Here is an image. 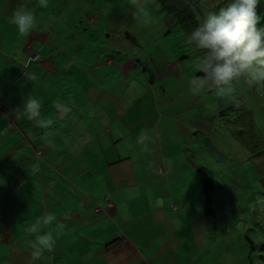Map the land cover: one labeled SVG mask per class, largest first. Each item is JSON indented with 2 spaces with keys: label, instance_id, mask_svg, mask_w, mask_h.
<instances>
[{
  "label": "crops",
  "instance_id": "crops-1",
  "mask_svg": "<svg viewBox=\"0 0 264 264\" xmlns=\"http://www.w3.org/2000/svg\"><path fill=\"white\" fill-rule=\"evenodd\" d=\"M18 2L0 0V54L11 58L5 73L14 68L12 77L22 73L15 80L17 90L30 84L31 97L52 106L63 101L71 112L58 119L53 107L54 115L49 116L55 123L48 137L59 141L51 140L54 148L45 143L51 160L43 161L45 150L41 156L39 152L35 155L40 157L37 173L48 174V182L40 185L30 179L22 183L19 175L24 168L13 158L29 145L26 134L14 122L4 131L0 122L4 133L0 135V264H205L215 245L208 239H216L217 233L218 238L221 234L226 237L233 230L220 226L218 220L213 223L201 211L202 183L197 171L201 165L194 154L201 136L209 141L210 134L193 118L196 104H202L190 90L189 79L194 77L189 76V68L178 63L161 66L162 51L157 57L145 53L142 38L126 25L130 6L110 21L96 10L92 18L86 16L90 24L83 26L74 18L59 22L56 16L59 8L66 11L67 4L84 13L87 0H56L46 9L36 0H25L35 10L37 24L29 35L21 36L10 22ZM62 24L65 29L57 31ZM97 25L110 26L105 40L91 38ZM91 30L88 37L86 32ZM63 32L71 34L65 37ZM78 38L88 48L93 40L100 46L101 56L93 65L87 62L88 68L67 71L63 62L67 52L79 59L85 56V50L75 43ZM117 56L124 57L123 61ZM112 59L114 63L109 65ZM35 64L37 71L32 68ZM29 71L39 74L38 79L29 81ZM69 72L75 80L64 81L61 75L65 78ZM3 82L0 74V117L8 106L2 101ZM32 129L36 130L34 125ZM141 129H148L154 138L148 151L135 145ZM28 131L34 141L40 138V131L44 136L43 129ZM207 150L204 144L201 152ZM7 160L11 161L9 167ZM12 167L15 174L6 173ZM221 167L217 163L210 166L215 172ZM196 189L200 200L195 198ZM224 196L232 198L227 190ZM45 211L55 213L66 228L51 253L33 260L28 241L34 236H28L26 228ZM222 241L223 237L218 242ZM234 244L231 248L238 249V243Z\"/></svg>",
  "mask_w": 264,
  "mask_h": 264
},
{
  "label": "rangeland",
  "instance_id": "rangeland-1",
  "mask_svg": "<svg viewBox=\"0 0 264 264\" xmlns=\"http://www.w3.org/2000/svg\"><path fill=\"white\" fill-rule=\"evenodd\" d=\"M55 1L56 0H49V5H54L55 3L53 2ZM185 1L190 3L191 6L196 7L199 21L206 13L218 11L220 7L230 2V0ZM141 2L143 5L142 12L146 13L151 21L146 26L138 24L137 20L134 19L130 0H87V2H83L82 8L84 13L76 11L74 9L75 6L72 8V5L67 4L66 11L62 12L59 8L56 17L59 22L74 18L78 25L83 23V26H85L88 25V23L90 24L86 16L92 18L96 10L100 12L99 16L101 15V18H107L110 21L113 17L117 18L118 13L124 11L123 7L128 8L130 6L131 9L127 12L125 10L130 18L126 25L129 26V31L135 32L139 38H142L140 45L145 47V53L157 57L162 51L164 58L162 61L160 60L161 62L159 64L161 66L165 63H178L189 68V76L193 75V79L200 77L201 71L198 65L201 52L193 45L186 44L188 37L178 26L174 25L171 17H167L164 15L165 13L163 14L164 10H162L163 5L161 1L141 0ZM257 11L261 16V23L259 26H264V0H260ZM97 27L98 29H96L91 38L95 37L105 40L104 33H107V27L110 26H105L103 28L97 25ZM62 29H65L64 24L58 25L56 28L59 32H61ZM66 30H69V27H67ZM70 34V32L68 34L67 32H63L65 37ZM91 34L92 30L86 32L88 37H90ZM88 37L87 39H89ZM124 38H127L126 32ZM70 41L72 42L73 39H70ZM77 43H80L79 38ZM89 43L92 44V48H87L84 52L85 56L81 59L67 52V55L63 58L65 70L73 72L75 68H88L87 62L93 65L98 61V57L101 56L102 52L100 46H95L96 44H94L93 40L89 41ZM136 53H139L137 49ZM130 54V58L133 59L132 56L135 52ZM117 57L120 58L119 60L122 59L121 61H123L124 57ZM5 61L6 56L0 54V67L5 65ZM25 63L29 65L27 62ZM32 68L34 71H37L38 65H32ZM34 71H29V73H34L39 76V74ZM87 72H89V70ZM0 74L5 75V72L0 71ZM61 77L66 81L72 78L73 74L69 72L66 74L65 78L62 75ZM71 80H75V78L73 77ZM233 87L235 88V93L233 95H217L216 92L212 90L202 91L197 94V98L202 105L198 106V104H196L193 113V118L198 122L200 128L205 130L208 129L210 134L209 141H206L204 136H201L202 143L196 146V153L194 155H196V160L199 161L201 167L207 168L208 172L213 169L210 168V166L216 163V155L213 153L210 152L201 155V149L205 144L206 146H212L221 150L223 154L219 156L220 158L223 157L224 159L226 158V160L232 159L233 161H237L238 167L236 173H239L237 185L233 183V186H230L233 189L232 198H225L224 193L226 187L220 186V184L216 187L214 194H212L214 209L217 215H219L217 218H212V222L215 223V220H218L221 223L220 226L225 224L232 228L233 232L228 233L226 237L224 234H221L220 238L223 237L221 243L218 242L220 239L218 238V233L216 234V239L213 237L208 239V242L212 241L215 245H211V251L206 256L205 264H235V260L238 262L237 264H264V88H262L261 91H257L255 88H250L243 81L235 82ZM28 88H31V86L29 84H24V86L21 87L23 96L20 91L19 97L9 100L8 106L4 107V116L0 117V122L5 126L4 131H6V125L9 129L12 122H14L19 125L20 130L24 131L26 134L29 145L27 147L23 146L20 152L14 155L13 158L18 161L17 164L18 166L20 165V168L21 166L24 168V170H20L21 175L19 176L21 182L23 183L30 179L33 183H38L40 185L41 182H48V174L42 176L37 173L39 170L36 164L39 163L40 157H38L39 154L37 157L35 155H37V152L45 150L46 155L43 161H49L51 158L48 157L51 153L46 151L47 147H45L42 131L37 133L40 138L34 141L32 132H27V130L37 131L32 129V126L28 123L30 122V124H32L33 122L29 121L26 117L17 119L14 111L17 107L23 105L27 95L28 97L30 96ZM185 88L188 89V87ZM45 89L47 90L46 87ZM33 91L30 92L32 95L34 94ZM17 92L18 90L16 93ZM233 97L241 101L239 106H236ZM7 108H9V110ZM48 139L59 141V138L48 137ZM18 140L21 141L22 138L20 137ZM35 151L36 154H34ZM57 161L58 159H55V162ZM184 190L186 193L189 192V189L185 188ZM198 193L199 191L196 189L195 198L200 200L197 195ZM134 194L137 196L139 192L135 190ZM35 196L39 198V192H36ZM189 196H191V194ZM139 201L141 202V200ZM195 203V205H198L199 202L197 201ZM222 231L223 229L221 228V233ZM228 237H233V240L238 243V249L234 250L231 248V246L235 244L231 238L227 239ZM253 247L254 250L252 249Z\"/></svg>",
  "mask_w": 264,
  "mask_h": 264
},
{
  "label": "clouds",
  "instance_id": "clouds-1",
  "mask_svg": "<svg viewBox=\"0 0 264 264\" xmlns=\"http://www.w3.org/2000/svg\"><path fill=\"white\" fill-rule=\"evenodd\" d=\"M36 3L40 8L46 9L49 6V0H36ZM130 5L138 24L146 26L151 22L147 14L142 12L141 0H130ZM259 5L260 0H230L218 11L206 13L188 35V42L202 51L198 65L201 75L189 81L193 94L212 90L217 95H233V85L238 81L245 82L257 91L264 88V26H259ZM10 22L16 27L19 35L27 36L37 24L35 10L28 7L25 0H20L12 12ZM108 64L112 65V62L109 61ZM26 78L30 81L38 79L34 73H26ZM233 98L236 106H239L241 101ZM42 104L41 99L29 96L23 105L14 111L17 119L26 117L39 129H43L45 143L54 148L48 136L51 135L49 130L55 121L42 115ZM53 107L58 119L66 118L71 112L70 106L60 100L55 101ZM0 135L4 133L0 132ZM150 143H154L151 132L141 129L135 139V145L142 151H148ZM99 212L98 209L97 213ZM65 228L66 224L59 221L55 213L48 211L28 225L27 235L34 236V239L28 241L32 259L39 260L46 253H51L58 235Z\"/></svg>",
  "mask_w": 264,
  "mask_h": 264
},
{
  "label": "trees",
  "instance_id": "trees-1",
  "mask_svg": "<svg viewBox=\"0 0 264 264\" xmlns=\"http://www.w3.org/2000/svg\"><path fill=\"white\" fill-rule=\"evenodd\" d=\"M161 1L163 8L162 10H164L163 12H165L166 16L171 17L173 19L174 25L178 26L180 28V30L188 37V35L191 33V31L198 25L199 20L197 18V11H196V7L191 6L190 3L186 2L185 0H159ZM261 9V8H260ZM4 27V26H3ZM97 39V38H95ZM100 39H98L97 41H99ZM84 41V40H83ZM80 50L83 48L84 50H86L88 48L87 43L85 42H80L77 43V41L75 42ZM187 45H190V43L186 42ZM82 49V50H83ZM199 52H201V56H202V51L197 49ZM6 56V55H5ZM11 58L10 56H6V61L4 62L5 65L9 66L8 62H10ZM37 58L35 60H31L36 62ZM112 63H114V60H109ZM5 65L3 67H0V71L5 72ZM7 72L5 73V75H2L3 78L5 79V82H3V91L4 92V96H3V103L7 101V103L9 104V100H12V98H17L19 97V93H20V89L18 90V92L16 93L17 89H16V81L20 78V74L19 72H16L15 74H13L14 77H12V72L14 71V68L9 70H6ZM203 75V73H202ZM30 81V80H29ZM30 85V84H29ZM30 90V88H28ZM23 94V91H21ZM47 92V90L45 91ZM39 95V97L42 98V92L39 93V91H37L36 95ZM2 95V94H0ZM54 98V97H52ZM43 101L42 104V115L44 116H51L54 115L53 114V106L45 101ZM2 103V104H3ZM12 105V104H11ZM1 108V106H0ZM30 126H35V124H30V122H28ZM36 130H38V128H36ZM209 150L205 151V152H201V155H205L207 153H213L214 155H216V163L219 166V164L222 166V170L219 172H215V171H208L207 169L204 168H199L198 171V176L200 178V181L202 183V204H201V211L203 213V216L205 218H210V219H214L217 218L219 215H217L215 209H214V205H213V199H212V194H214L216 187H218L219 180H222L223 182H225L224 184H220V186L226 187L227 192L231 193L233 195V189L230 186H233V183L235 185H237V180L239 179V173H236L237 171V161H233L232 159H228L226 160V158L224 159L223 157L220 158L219 156L222 154H219L218 152H216V149H214L215 147L212 146H208ZM219 150V149H218ZM221 151V150H220ZM236 153V152H235ZM39 156H41V152L38 153ZM237 158V157H236ZM11 160V159H10ZM227 162H226V161ZM11 161H6L5 164H9ZM211 163V162H210ZM210 165V164H208ZM9 167V165H8ZM216 167V166H215ZM6 173L8 174H15L16 168L12 167L11 170L6 169ZM232 184V185H231ZM225 189V188H223Z\"/></svg>",
  "mask_w": 264,
  "mask_h": 264
}]
</instances>
